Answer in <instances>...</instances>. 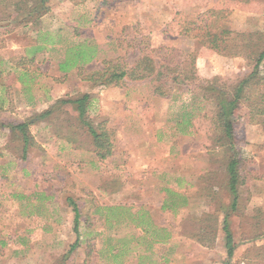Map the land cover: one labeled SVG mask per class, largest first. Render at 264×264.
I'll return each mask as SVG.
<instances>
[{"label":"rangeland","instance_id":"374dc122","mask_svg":"<svg viewBox=\"0 0 264 264\" xmlns=\"http://www.w3.org/2000/svg\"><path fill=\"white\" fill-rule=\"evenodd\" d=\"M218 1L48 0L47 22L65 27L60 29L64 46L76 45L77 39L85 42L84 48L95 45L93 59L91 51H83L90 56L81 62L85 72L101 69L105 62L131 65L143 53H166L165 46L193 49L195 40L185 37L182 29ZM36 25L17 27L10 38L0 36V124L51 109L28 127L32 146L25 158L18 136L0 125V264H119L120 249L126 264H136L135 236L145 209L173 238L170 246L156 247H170L169 264H264L261 125L242 124L247 184L239 212L230 217L236 246L227 259L221 213L209 208L228 203V194L217 188L223 177L222 156L214 152L210 104L181 90L170 99L156 96L148 80L93 88L73 69L60 71L56 62L61 53L56 51L48 54L54 62L43 59L35 69L22 50ZM217 26L239 33L264 32V0L234 9ZM13 44L16 50L9 52ZM195 65L204 78L234 81L247 71L249 60L217 52L198 57ZM84 93L93 99L87 117L104 119L114 131L113 153L105 160L96 157L71 105L51 108L58 99ZM183 109L193 113L191 135L177 130ZM209 187L215 194L208 193ZM166 188L177 192L169 195L170 210L163 208L170 200ZM186 201L191 205L185 207ZM74 208L79 213L77 231ZM139 209L137 219L134 212ZM214 217L218 229L212 240L202 228H214ZM75 241L77 247L70 251Z\"/></svg>","mask_w":264,"mask_h":264},{"label":"trees","instance_id":"16d2710c","mask_svg":"<svg viewBox=\"0 0 264 264\" xmlns=\"http://www.w3.org/2000/svg\"><path fill=\"white\" fill-rule=\"evenodd\" d=\"M48 0H0V23L5 29H0V36H6L14 28L25 25H36L40 18L48 12ZM253 0H219L213 7L206 8L200 14V20H194L182 34L195 40V47L189 51L174 47H163L164 54L143 53L129 65L118 62H105L101 69L82 71L77 74L81 80L96 87H117L130 81L148 80L151 83L153 94L170 99L173 92L178 90L190 93L194 98L206 100L210 106V123L213 130L212 141L215 154L222 156V181L217 188H222L228 194V203H220L218 207L210 205L211 213L220 212L222 219L220 228L223 232L224 248L227 259H230L235 249V239L231 227L230 217L239 212V199L246 183L244 174V143L242 124H259L264 134V32L250 33L233 32L218 28L217 23L225 19L234 9L247 8ZM217 52H226L234 56H242L249 60L247 71L234 81H223L219 77L204 78L196 71V59ZM61 69L67 70L73 66L70 51ZM72 62V63H71ZM92 95L84 93L74 99L61 98L51 106L52 109L69 104L77 113L79 123L86 129L91 138V146L99 160H105L113 153L114 131L101 119L95 122L87 117L92 106ZM193 107V106H192ZM51 113L49 108L35 118L24 121H1L2 127L9 130L20 139L22 158L28 154L32 146L29 132L30 124L46 117ZM192 111L183 109L177 130L183 134L191 135ZM264 144V141H263ZM264 146V145H263ZM208 193L215 194L208 188ZM208 194V195H210ZM75 212L74 229H78V211ZM215 226L203 227L205 234L215 236L217 232V219ZM261 233V232H260ZM256 235H259L258 233ZM77 241L70 246V251L77 247Z\"/></svg>","mask_w":264,"mask_h":264},{"label":"crops","instance_id":"0c3cea01","mask_svg":"<svg viewBox=\"0 0 264 264\" xmlns=\"http://www.w3.org/2000/svg\"><path fill=\"white\" fill-rule=\"evenodd\" d=\"M50 12L45 14L39 21V23L35 26L36 28L33 29L32 36H31V41L29 42L28 45L23 47V54L25 57V60L28 62H31L35 69L39 66H41V61L45 59V62H48V60H52L54 62V58L51 56H48V54L52 53L51 51H56L61 53V58L59 61H57V68L60 71H65L61 69V66L65 62L66 59V53L67 51H70L71 56H72V62L73 66H71L68 69H73L74 73L76 74L79 69H83L82 63L83 61H86L89 59V57L86 58L87 54H83L84 50L91 51V59H93L96 56V48L95 45L91 44L90 46L84 48V41L83 40H78L76 42L82 43V44H76L72 46H64L63 44V36H62V31L60 29H65L64 26L57 27L56 25H48V18L51 17ZM31 26V25H30ZM23 28H27L25 25ZM0 29H5L2 27V24L0 23ZM16 29V28H14ZM55 29V30H54ZM8 34L6 37L10 38V35L12 32L7 31ZM9 35V36H8ZM4 37V36H3ZM13 40V39H12ZM87 45V44H85ZM9 52L13 51L15 52L16 50V45L13 44L12 46H8ZM12 59V58H8ZM2 59H0V65L3 63L1 62ZM12 62V60H10ZM8 62V64L10 63ZM71 62V63H72ZM82 62V63H81ZM48 67V65H46ZM67 69V70H68ZM1 67H0V76H1ZM8 70H10L8 68ZM16 68L15 66L12 67V71H15ZM7 75H12L9 74L8 71L5 73ZM14 74V72H13ZM21 76H24L21 75ZM33 80V78H28L27 80ZM8 86V85H7ZM165 192L167 193V197L169 198V195H176V191H172L168 188L165 189ZM170 199V198H169ZM185 201V199H183ZM173 201V197H171L170 200L165 201L163 203V208L166 210H170L172 208V204L170 203ZM187 202V201H186ZM184 202L185 207L190 206L191 203H186ZM174 209V208H173ZM146 210V211H145ZM143 210V213L141 215L145 216V220L142 222H139L138 224L140 225L139 231L137 233L136 238V256H137V263L136 264H169L170 263V247L163 248L161 250L157 249L156 247L158 245L164 246V243L169 244L171 241L170 233L169 230L162 225H159L155 217L152 215V213L147 211L148 209ZM139 211L141 212L142 210L139 209L137 212H134V214L139 219ZM133 215L135 218L136 216ZM222 217V215H221ZM165 231V233H164ZM156 236H159L156 237ZM138 243H142L138 244ZM168 246V245H167ZM170 246V244H169ZM122 254H125L122 252L120 249V259H119V264H126V261L124 260V256ZM138 254V255H137Z\"/></svg>","mask_w":264,"mask_h":264}]
</instances>
